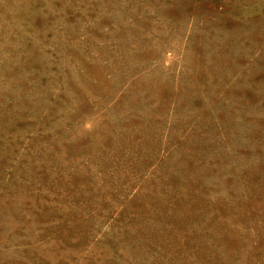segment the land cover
<instances>
[{
	"label": "rangeland",
	"instance_id": "1",
	"mask_svg": "<svg viewBox=\"0 0 264 264\" xmlns=\"http://www.w3.org/2000/svg\"><path fill=\"white\" fill-rule=\"evenodd\" d=\"M0 264H264V0H0Z\"/></svg>",
	"mask_w": 264,
	"mask_h": 264
}]
</instances>
